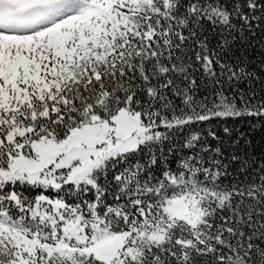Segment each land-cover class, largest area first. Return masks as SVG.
<instances>
[{"label":"trees","instance_id":"1","mask_svg":"<svg viewBox=\"0 0 264 264\" xmlns=\"http://www.w3.org/2000/svg\"><path fill=\"white\" fill-rule=\"evenodd\" d=\"M124 1L136 35L117 40L106 61L72 68L50 92L5 99L0 175L19 156L35 164L37 154L49 157L40 162L41 175L53 173L49 152L71 147L93 118L102 126L121 114L135 116L151 138L108 152L79 181L70 177L72 151L58 184L5 174L0 208L47 230L38 223L47 222L44 208L57 218V232L70 218L65 210L103 219L135 252L120 264H264V0ZM13 192L20 204L10 200ZM182 196L198 199L197 228L168 220V201ZM152 234L163 240L151 241Z\"/></svg>","mask_w":264,"mask_h":264},{"label":"rangeland","instance_id":"2","mask_svg":"<svg viewBox=\"0 0 264 264\" xmlns=\"http://www.w3.org/2000/svg\"><path fill=\"white\" fill-rule=\"evenodd\" d=\"M12 1L14 0H0V113L5 101L1 96L3 92L26 91L25 87L27 90L32 88L33 92H49L52 87H59L64 83L72 68L84 61L103 63L117 40L126 35H136L135 27L126 21L130 7L124 0H60L54 4L46 3L31 16L29 22L22 21L21 25L25 28L37 23L42 26L31 34H19L12 30L15 29L10 24L13 13L22 8L18 3L19 7H16ZM44 1L46 0L42 2ZM59 15L60 19L54 21ZM30 76L34 78L33 84H29L27 80ZM24 97L19 94L17 99ZM126 117L121 114L117 119L114 117L110 121H104L102 126L94 118L89 126L77 130L78 133L81 132V136H78L77 142L71 147H58L57 151L54 152L53 149L49 152L53 161L48 167L53 169V173L51 170L46 177L41 175L40 162L49 157L39 154L35 164L28 163L22 156L17 157L10 163L9 173H2V176L6 174L18 181L35 184L48 180L58 184L57 177L63 175V172L58 171L64 168V155L72 151L77 158L68 167L72 172L70 177L79 181L101 166L102 161L95 167L96 159L106 156L108 152L137 148L151 138L152 133L137 117ZM26 169L32 172H27ZM171 182L176 184L175 180ZM42 201L45 203L43 207L51 209L48 198H42ZM20 210L22 211V207ZM32 210L34 209H31L29 216L35 220L36 214ZM42 211L47 215V222L38 223L47 224V230L32 222L35 228L31 227L28 231L32 240L17 232L23 230L24 222L13 225L6 220L0 221V264H29L30 261L33 264H77L75 258L78 256L100 258L99 249L108 242L114 248L112 254L102 257L108 264H120L124 258L134 256L135 252L127 247V239L123 235L107 234L108 228L94 218L84 224L81 215L71 216L66 220L62 232L57 234V218L52 217L51 212L44 208ZM165 211L169 221H183L193 228H197L203 220V212L194 196L171 199ZM17 217L18 220L24 219L20 215ZM86 226L90 229L89 233L82 230ZM23 232L27 233L26 230ZM160 235L152 234L151 240H159L162 237ZM10 247L14 250L11 251Z\"/></svg>","mask_w":264,"mask_h":264},{"label":"bare ground","instance_id":"3","mask_svg":"<svg viewBox=\"0 0 264 264\" xmlns=\"http://www.w3.org/2000/svg\"><path fill=\"white\" fill-rule=\"evenodd\" d=\"M24 8V9H23ZM20 8L17 12L13 13L14 15L12 16V21L10 24L18 25V20L23 19V18H31V16L34 15V13H37L43 8V4L37 5V6H32V7H23ZM38 29H41V27H37L34 30H27L24 29L23 33L21 34H31L37 31Z\"/></svg>","mask_w":264,"mask_h":264},{"label":"water","instance_id":"4","mask_svg":"<svg viewBox=\"0 0 264 264\" xmlns=\"http://www.w3.org/2000/svg\"><path fill=\"white\" fill-rule=\"evenodd\" d=\"M42 0H23L21 2V4L24 6V7H27V6H35V5H38L41 3ZM17 201V199H16ZM101 252L104 253V254H110L112 252V246L111 245H106V246H103L101 248Z\"/></svg>","mask_w":264,"mask_h":264}]
</instances>
